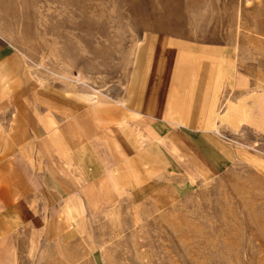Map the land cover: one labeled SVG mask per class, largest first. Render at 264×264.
I'll use <instances>...</instances> for the list:
<instances>
[{"label": "rangeland", "instance_id": "rangeland-1", "mask_svg": "<svg viewBox=\"0 0 264 264\" xmlns=\"http://www.w3.org/2000/svg\"><path fill=\"white\" fill-rule=\"evenodd\" d=\"M0 45L20 56L30 100L62 109L124 102L177 72L184 141L204 163L160 151L166 167L99 206L77 197L70 216L35 160L31 221L0 264H264V0H0ZM228 98L237 117L213 130L206 107Z\"/></svg>", "mask_w": 264, "mask_h": 264}, {"label": "crops", "instance_id": "crops-1", "mask_svg": "<svg viewBox=\"0 0 264 264\" xmlns=\"http://www.w3.org/2000/svg\"><path fill=\"white\" fill-rule=\"evenodd\" d=\"M23 66L20 56L0 45V79L8 83L2 92L0 81V114L9 115L0 134V255L13 230L31 221L29 205L38 198V194L32 198V193L39 184L34 176L39 170L33 167L35 160L43 161L47 181L65 196L69 215L77 197L99 206L113 198L111 194L134 190L150 175L154 162H164L166 167L160 151L184 170L185 161L189 165L196 159L204 165L184 141L189 112L184 118V77H178L177 72L170 82L148 81L140 96L126 94L124 102L86 105L84 109L70 103L62 109L59 102L51 106L44 100H30L29 75ZM203 85L200 83V88ZM156 87L169 89L167 100L156 94ZM41 96L44 98L43 92ZM233 107L238 105L231 98L223 101L217 113L213 105H207L204 121L217 129L216 119L221 114L230 120L237 117L231 112ZM197 141L204 149L206 144L211 148L204 138ZM93 150L101 152L106 167L93 165Z\"/></svg>", "mask_w": 264, "mask_h": 264}]
</instances>
